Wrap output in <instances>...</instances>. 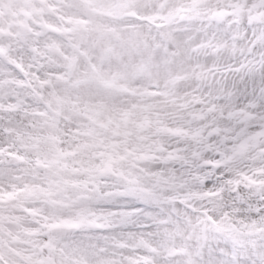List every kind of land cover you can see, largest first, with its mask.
Returning <instances> with one entry per match:
<instances>
[{"label":"snow or ice","instance_id":"obj_1","mask_svg":"<svg viewBox=\"0 0 264 264\" xmlns=\"http://www.w3.org/2000/svg\"><path fill=\"white\" fill-rule=\"evenodd\" d=\"M0 264H264V0H0Z\"/></svg>","mask_w":264,"mask_h":264}]
</instances>
